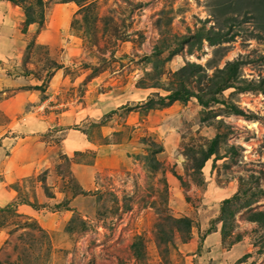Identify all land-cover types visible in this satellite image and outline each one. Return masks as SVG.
<instances>
[{
    "label": "rangeland",
    "instance_id": "374dc122",
    "mask_svg": "<svg viewBox=\"0 0 264 264\" xmlns=\"http://www.w3.org/2000/svg\"><path fill=\"white\" fill-rule=\"evenodd\" d=\"M0 145V264H264V0H0Z\"/></svg>",
    "mask_w": 264,
    "mask_h": 264
},
{
    "label": "trees",
    "instance_id": "16d2710c",
    "mask_svg": "<svg viewBox=\"0 0 264 264\" xmlns=\"http://www.w3.org/2000/svg\"><path fill=\"white\" fill-rule=\"evenodd\" d=\"M238 65H239V62L236 60L232 61V62L228 61L224 64V66L221 69H218L219 73H225L226 77H225V79L221 80L220 85L217 88V90H220V88H223L230 81V79L235 77L236 69H237ZM192 66L195 67L196 65H192ZM174 100H176V99H174ZM218 140H219V134H216L215 137H213L211 139V141L209 142V145L205 150V155L203 156V159H206L208 156H210L214 153L215 145L217 144ZM232 198H235V196H233ZM230 200L231 199H225L222 201V203H227ZM257 213H263V212L258 211ZM183 221L188 222V221H186V219H184Z\"/></svg>",
    "mask_w": 264,
    "mask_h": 264
},
{
    "label": "crops",
    "instance_id": "0c3cea01",
    "mask_svg": "<svg viewBox=\"0 0 264 264\" xmlns=\"http://www.w3.org/2000/svg\"><path fill=\"white\" fill-rule=\"evenodd\" d=\"M7 4L10 6V3H9V2H8ZM0 149H2V145H0ZM12 149H13V148H12ZM12 156H13L12 153L6 154V155H5V163H6V162L9 163V162H10V159H12ZM12 169H13V167H6V171H7V173L5 172V174L3 175V178H5L6 181H8V182H10V178L7 177V174L12 175V174H10L11 171H12ZM82 185H83V184H82ZM87 187H88V186H87ZM9 193L12 195V194H13V191L10 190Z\"/></svg>",
    "mask_w": 264,
    "mask_h": 264
}]
</instances>
